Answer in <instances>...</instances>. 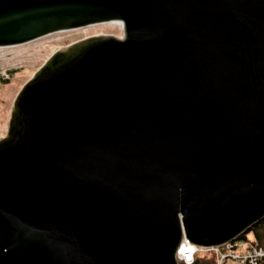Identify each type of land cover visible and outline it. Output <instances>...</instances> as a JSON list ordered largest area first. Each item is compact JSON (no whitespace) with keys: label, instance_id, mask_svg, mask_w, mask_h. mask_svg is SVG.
I'll return each mask as SVG.
<instances>
[{"label":"water","instance_id":"1","mask_svg":"<svg viewBox=\"0 0 264 264\" xmlns=\"http://www.w3.org/2000/svg\"><path fill=\"white\" fill-rule=\"evenodd\" d=\"M56 49L0 138V264H178L264 218V0H0Z\"/></svg>","mask_w":264,"mask_h":264},{"label":"rangeland","instance_id":"2","mask_svg":"<svg viewBox=\"0 0 264 264\" xmlns=\"http://www.w3.org/2000/svg\"><path fill=\"white\" fill-rule=\"evenodd\" d=\"M108 27L109 23L96 24L85 29L57 32L33 42L0 48V138L6 134L10 110L17 92L44 61L56 49L78 39L95 36ZM247 237L252 238L253 235L248 234Z\"/></svg>","mask_w":264,"mask_h":264},{"label":"built area","instance_id":"3","mask_svg":"<svg viewBox=\"0 0 264 264\" xmlns=\"http://www.w3.org/2000/svg\"><path fill=\"white\" fill-rule=\"evenodd\" d=\"M212 252V264H264V245L252 238L236 239L211 247H200L183 237L176 251L178 264H192L199 252Z\"/></svg>","mask_w":264,"mask_h":264},{"label":"trees","instance_id":"4","mask_svg":"<svg viewBox=\"0 0 264 264\" xmlns=\"http://www.w3.org/2000/svg\"><path fill=\"white\" fill-rule=\"evenodd\" d=\"M248 234L253 235V239L264 245V218L257 224H254L246 234L239 238L245 239ZM214 262L213 254L209 251L203 252L202 254L196 255L195 260L192 264H212Z\"/></svg>","mask_w":264,"mask_h":264},{"label":"bare ground","instance_id":"5","mask_svg":"<svg viewBox=\"0 0 264 264\" xmlns=\"http://www.w3.org/2000/svg\"><path fill=\"white\" fill-rule=\"evenodd\" d=\"M109 23V22H108ZM108 23H106V24H108ZM88 27H91V26H87V27H84V28H79V29H85V28H88ZM74 30H76V29H74ZM49 36V35H48ZM44 37H47V36H44ZM44 37H41V38H44ZM41 38H39V39H41ZM39 39H36V40H39ZM36 40H34V41H36ZM31 42H33V41H31ZM10 47H12V46H10ZM0 48H8V47H0ZM201 247V246H200Z\"/></svg>","mask_w":264,"mask_h":264}]
</instances>
